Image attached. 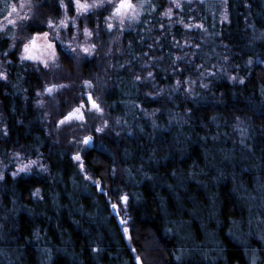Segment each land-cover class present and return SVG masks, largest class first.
Returning <instances> with one entry per match:
<instances>
[{"label":"trees","instance_id":"trees-1","mask_svg":"<svg viewBox=\"0 0 264 264\" xmlns=\"http://www.w3.org/2000/svg\"><path fill=\"white\" fill-rule=\"evenodd\" d=\"M138 1L127 29L87 18L100 43L79 66L60 51L38 72L0 33V264H264V0ZM83 80L101 133L64 124ZM17 159L43 170L13 175Z\"/></svg>","mask_w":264,"mask_h":264},{"label":"rangeland","instance_id":"rangeland-1","mask_svg":"<svg viewBox=\"0 0 264 264\" xmlns=\"http://www.w3.org/2000/svg\"><path fill=\"white\" fill-rule=\"evenodd\" d=\"M84 2V0H82ZM89 4L93 3L94 0H87ZM132 4L136 6V11L138 12V16L135 19H130L129 15L131 14V10H122L127 11L129 15L123 16V23L121 24V16L115 12V8L119 5L120 0H102V6L93 8L88 12H77L74 5L70 3V0H12L8 2V8H6L5 16L0 18V33L6 35L8 33L11 34V39L13 42L12 48L18 47L20 52V59L31 63L38 72L42 71H52L56 70L61 66V58L60 51H65L69 56L68 45L71 43V46L76 48V52L74 54V60L76 66H79L80 61H85L86 59H90L93 57L95 50L98 48V38H94V33L97 35L99 33L98 29H94V31L88 25L89 17H95L96 21L102 20L105 21L107 26V32H112L117 28L122 30L127 29L128 25L135 23L139 14L141 13L142 6L138 0H131ZM178 1H174V5H177ZM67 5V7H64ZM13 6H15V11H13ZM52 7V11L55 10L57 15H52V13L45 14L44 9L46 7ZM174 8L171 7V13ZM9 9V10H8ZM54 9V10H53ZM101 13V14H99ZM111 17V19H109ZM67 18L68 27L59 26L50 27L48 25V21L51 20L55 25H59L60 20ZM88 18V19H87ZM10 21H14V23H10ZM74 21V23H73ZM111 24L112 27L109 28L108 25ZM34 27V31H30V28ZM87 28L90 32V36H86L84 33V29ZM47 32L48 37H44L42 34ZM57 35L59 39H57ZM35 41L32 43V41ZM51 43L53 47L49 48L48 44ZM25 45L28 46V50H25ZM79 45H84L85 47H90L91 45H95V48L92 50L91 55L83 52L82 48ZM100 46V45H99ZM100 48V47H99ZM54 54V59H53ZM29 55L37 57L36 59L27 58ZM72 58V57H71ZM44 61L48 62V66L46 67ZM2 69V65L0 64V72ZM4 76V75H3ZM85 80L81 81V90L84 96L86 95L88 100L86 103H81L80 106L69 109L67 112L68 116L70 113L73 115L70 119L66 120L64 124H87L91 122V127L96 130L97 128L102 129L98 132H103V130L107 127L109 123V116L101 103L94 100L102 111L97 110L92 107V97L89 99V94L92 93L93 82L90 84H85ZM55 86V87H53ZM62 84H53L51 81L46 84L43 88L46 94L50 97L56 95L57 92L61 89ZM47 88H52L51 92L46 91ZM45 93H39V103H44ZM83 102V101H82ZM75 109H79V112H74ZM83 116V119L80 116ZM91 120V121H90ZM97 132V131H96ZM85 137H91V141L88 144H84L82 142V146L85 148H89L94 145L95 135L93 133H88L83 136V140ZM75 155H80L79 152H76ZM27 164V161H19L17 159V163L15 165V171L12 173H16L18 175H29L33 173L34 170L41 171L43 170V166H40L37 162L35 164L30 165V170L26 172L19 171V166L21 164ZM36 168V169H34ZM97 180H95V184H97ZM101 182V181H100ZM102 184L100 183L99 191H102ZM127 197L125 193L121 197ZM264 196V188L260 190V197ZM264 203V198L262 199ZM128 202L127 200L120 199V202H115L111 212L115 214L118 223L121 228L129 227L128 223L131 220V215L128 214ZM264 226V220H255V222ZM128 233V231H127ZM207 240H213V238H208ZM262 246L264 247V238H262ZM257 258L258 256L255 255ZM254 257V258H255ZM256 260V259H255ZM252 260L250 264H258L257 260Z\"/></svg>","mask_w":264,"mask_h":264},{"label":"snow or ice","instance_id":"snow-or-ice-1","mask_svg":"<svg viewBox=\"0 0 264 264\" xmlns=\"http://www.w3.org/2000/svg\"><path fill=\"white\" fill-rule=\"evenodd\" d=\"M70 3H72L76 9L77 12H88L89 10L96 8V7H100L102 6V0H94L93 3L89 4L87 2V0H84V2H82V0H70ZM177 7H179V4L177 3L176 5ZM64 7H67V5H64ZM122 10H131V14L129 15L127 11H122ZM13 11H15V6H13ZM115 12L117 14H119L121 16V24L123 23V16L124 15H129L130 19H135L138 16V12L136 11V6L132 4L131 0H120L119 5L115 8ZM171 14V9H169L165 15H170ZM109 19H111V17H109ZM10 23H14V21H10ZM74 23V21H73ZM48 25L50 27H56L58 28L59 26H63V27H68V23H67V18L60 20L59 25H55L51 20L48 21ZM109 28L112 27L111 24L108 25ZM84 33L86 36H90L91 32L85 28L84 29ZM44 37H48V33L45 32L42 34ZM57 39H59V36L57 35L56 37ZM35 41L33 40L32 43H34ZM48 47L51 48L53 47V45L51 43L48 44ZM79 47L82 48L83 52L86 54L91 55L92 50L95 48V45H91L90 47H85L84 45H79ZM68 49H69V56L74 58V54L76 52V48L71 46V43H69L68 45ZM25 50H28V46L25 45ZM27 58L29 59H36L37 57L31 56L29 55ZM54 54H53V59H54ZM45 66H48V62L44 61ZM149 76H151V73H148ZM0 76H3L2 73H0ZM140 77H137V79H139ZM85 84H90V82L86 81ZM55 87V86H53ZM46 91L51 92L52 88H47ZM89 99H91V94H89ZM92 107L96 108L97 110L102 111V109L99 108V105L93 100L92 101ZM74 112H79V109H75ZM73 114L70 113L68 116H66L64 119L68 120L71 118ZM81 119H83V116H80ZM60 123H64V121H60ZM102 129L97 128L96 131H101ZM91 137H85L83 140L84 144H88L91 141ZM17 156H19V154H17ZM77 160L80 159V156L77 155L75 157ZM36 161H29L27 164H21L19 166V171L21 172H26L30 170V165L35 164ZM13 175H16V173H13ZM2 178V177H0ZM38 191V190H37ZM121 199L123 200H127V197H121ZM113 207H116L115 205H113ZM137 260H139V257H137Z\"/></svg>","mask_w":264,"mask_h":264},{"label":"water","instance_id":"water-1","mask_svg":"<svg viewBox=\"0 0 264 264\" xmlns=\"http://www.w3.org/2000/svg\"><path fill=\"white\" fill-rule=\"evenodd\" d=\"M97 186H98V189H100V180L97 181ZM127 231H128V228L127 227H124L122 228V232H124L125 236H127ZM137 260V259H136ZM137 262L139 263L140 260H137ZM140 264V263H139Z\"/></svg>","mask_w":264,"mask_h":264},{"label":"flooded vegetation","instance_id":"flooded-vegetation-1","mask_svg":"<svg viewBox=\"0 0 264 264\" xmlns=\"http://www.w3.org/2000/svg\"><path fill=\"white\" fill-rule=\"evenodd\" d=\"M81 103H83V104H84V103H85V101H83V102H81ZM79 106H80V105H79Z\"/></svg>","mask_w":264,"mask_h":264}]
</instances>
